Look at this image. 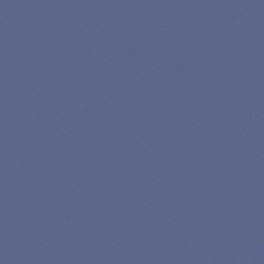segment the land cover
<instances>
[{
	"label": "water",
	"instance_id": "water-1",
	"mask_svg": "<svg viewBox=\"0 0 264 264\" xmlns=\"http://www.w3.org/2000/svg\"><path fill=\"white\" fill-rule=\"evenodd\" d=\"M0 264H264V0H0Z\"/></svg>",
	"mask_w": 264,
	"mask_h": 264
}]
</instances>
